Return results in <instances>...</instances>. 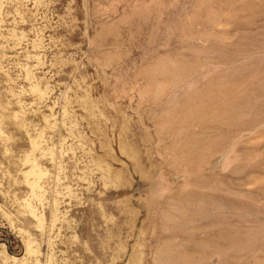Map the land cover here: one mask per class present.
Returning <instances> with one entry per match:
<instances>
[{
    "label": "rangeland",
    "instance_id": "1",
    "mask_svg": "<svg viewBox=\"0 0 264 264\" xmlns=\"http://www.w3.org/2000/svg\"><path fill=\"white\" fill-rule=\"evenodd\" d=\"M0 264H264V0H0Z\"/></svg>",
    "mask_w": 264,
    "mask_h": 264
}]
</instances>
